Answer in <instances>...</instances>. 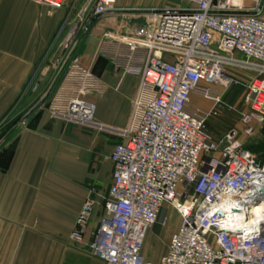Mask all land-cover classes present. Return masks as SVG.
Here are the masks:
<instances>
[{
    "label": "built area",
    "instance_id": "obj_1",
    "mask_svg": "<svg viewBox=\"0 0 264 264\" xmlns=\"http://www.w3.org/2000/svg\"><path fill=\"white\" fill-rule=\"evenodd\" d=\"M33 1L51 14L65 4ZM182 1L179 11L197 14L153 13L151 27L117 40V55L100 56L136 76L139 87L132 123L110 156L112 185L90 252L105 264H153L143 254L145 242L171 207L180 225L158 264H264V222L254 228L233 226L245 208L264 202V164L233 133L220 148L208 131L214 111L226 110L224 93L233 85L245 89L240 122L246 135L253 136V125L264 122L263 11L229 15L257 12L263 0ZM116 4L98 0L93 14L108 13ZM232 71L248 72L251 79L243 83ZM194 94L213 102L212 110L192 107ZM95 110L79 95L52 116L90 128L96 126ZM95 204L92 197L83 204L74 241L85 234ZM168 223V218L162 221Z\"/></svg>",
    "mask_w": 264,
    "mask_h": 264
},
{
    "label": "crops",
    "instance_id": "obj_2",
    "mask_svg": "<svg viewBox=\"0 0 264 264\" xmlns=\"http://www.w3.org/2000/svg\"><path fill=\"white\" fill-rule=\"evenodd\" d=\"M97 2L65 0L51 14L33 0H0V264H105L91 255L90 245L105 217L110 156L132 123L139 79L100 56L117 55V40L151 27L149 15L185 4L117 0L112 11L97 16ZM65 48L66 55L57 58ZM79 95L96 105L95 127L53 118ZM195 100L214 107L194 94V108L209 111ZM209 122L211 136L225 147L232 133ZM89 197L96 204L77 242L71 235ZM179 225H172L157 255L149 252L147 240L160 225L150 230L143 250L148 261L160 263Z\"/></svg>",
    "mask_w": 264,
    "mask_h": 264
},
{
    "label": "rangeland",
    "instance_id": "obj_3",
    "mask_svg": "<svg viewBox=\"0 0 264 264\" xmlns=\"http://www.w3.org/2000/svg\"><path fill=\"white\" fill-rule=\"evenodd\" d=\"M181 1L182 0H154V3L157 4V6L158 4L161 6L165 4L174 6L180 4ZM74 18L76 21L79 20L78 16ZM68 40H73V37H69ZM66 52V48L58 49L56 57L61 58L66 55ZM237 76L243 80V83L251 79V76ZM244 93V87L239 85H233L228 90H226L223 97V103L227 106L226 110L214 111L216 115H212V117L210 118L209 125H213L214 127H216V129L218 128L220 131L223 128L224 130L228 129L229 133H233L235 135L236 140H238L243 145L244 149L249 154H251L259 164H264V122H256L253 125L256 130L253 136L246 135V127L240 122L241 116L244 112H246V107L243 103ZM195 103H197L200 108L207 110L209 109V111H211L213 108L212 104L203 100H195ZM169 210H164L165 216L169 219V223L166 226H162V221L164 219V216L162 215L161 220L158 223L160 227L157 228L154 235L150 238L149 242L147 240L148 250L153 255H157L162 252L163 247L165 245L164 236L171 230L172 225L180 224V216L178 215V213H176V211L171 207H169Z\"/></svg>",
    "mask_w": 264,
    "mask_h": 264
},
{
    "label": "bare ground",
    "instance_id": "obj_4",
    "mask_svg": "<svg viewBox=\"0 0 264 264\" xmlns=\"http://www.w3.org/2000/svg\"><path fill=\"white\" fill-rule=\"evenodd\" d=\"M262 186V184H258ZM242 216H239L238 222L233 223L234 227L244 226L245 228L257 227L264 222V202L259 204L253 203L244 209Z\"/></svg>",
    "mask_w": 264,
    "mask_h": 264
},
{
    "label": "water",
    "instance_id": "obj_5",
    "mask_svg": "<svg viewBox=\"0 0 264 264\" xmlns=\"http://www.w3.org/2000/svg\"><path fill=\"white\" fill-rule=\"evenodd\" d=\"M263 8H264V0H263V3L261 5V7L258 9L257 12H253V13H239V12H233V13H229V15H247V16H258L261 14V12L263 11ZM157 14L159 15H164V16H168V15H185V14H188V15H194V14H197V12H185V11H179V10H158L156 12ZM260 193L262 194L263 198H264V189H262L260 191Z\"/></svg>",
    "mask_w": 264,
    "mask_h": 264
}]
</instances>
